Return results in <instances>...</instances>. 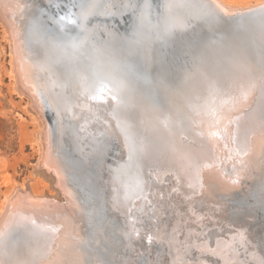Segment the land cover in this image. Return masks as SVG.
I'll list each match as a JSON object with an SVG mask.
<instances>
[{
    "label": "rangeland",
    "instance_id": "374dc122",
    "mask_svg": "<svg viewBox=\"0 0 264 264\" xmlns=\"http://www.w3.org/2000/svg\"><path fill=\"white\" fill-rule=\"evenodd\" d=\"M223 1L232 7L235 6L234 8L245 9L264 0ZM28 2L31 3L33 10L31 15L25 18V44L29 46L28 50L47 57L46 65L44 64L46 71L44 66L43 68L39 66V69L41 68L46 75L52 73L51 79L54 81L47 86L45 102L49 110L54 112L52 114L55 116L58 114L60 119L57 123L53 115H48L47 118L44 113L47 119L44 124L49 125L53 137L58 138L55 139L57 148L62 152L60 155L66 164L69 182L73 185L72 188L82 208L83 228L80 231L84 235V251L88 263L129 264L133 260L134 264H170V256L174 250L167 248L168 246L163 243L166 241L164 238V240L159 238L161 239L159 242L167 246L166 248L155 241L151 232L149 241L146 234L141 237L142 240L137 237L139 240L137 243H131L126 238L128 232L124 231L125 226L120 218L129 210L130 215L131 209L118 211L110 206L109 192H113L114 188L108 185V169L116 160L120 159L123 164L126 163L121 172L119 169L110 176L128 189L126 192L128 200L125 203L129 202L128 205H131L135 202L134 199L137 200L135 197L137 194L135 192L138 191L135 189L137 184H143L141 174L160 169L161 175L163 170L161 168H170L172 165L171 155L164 147V137L151 136L150 130L144 128L140 122L139 115L148 113L158 115L157 119L160 123L163 120L161 124L165 123L162 126L168 132L171 126L179 121V124L186 125L187 129L191 113L206 108L208 102L215 99L214 95H226L234 87L237 89L234 84L238 81L241 84L244 80L248 81L252 74V78L255 77L262 83L264 19L260 17L252 21H223L220 18H211L199 8L197 0H28ZM11 55V41L0 21V219L7 213L6 208L11 207L18 191L23 190L29 195L41 197L45 196L41 193L47 191L49 186V183L35 172L40 150L34 135L39 124L34 110L30 107L32 101L17 86L12 72ZM23 55L29 57L31 54L25 51ZM245 66L251 68L249 69L251 72ZM243 67L246 69L241 71ZM113 68L115 69L112 71ZM106 70L110 78L105 73ZM244 72H247V78ZM241 73H244V78ZM235 78L239 80L236 81ZM80 80L83 86L79 84ZM87 83L93 84L94 88ZM103 85L106 88L109 86L107 90L118 91L123 100L128 97L126 100L129 104L125 100L121 102V106L124 105L122 112L127 116L125 125L128 127L126 130L128 135L125 139L127 145L130 143L129 148L131 147L132 151L129 152H133L129 160L125 155L121 157L125 140H122L117 130V137L108 135L104 126L95 120L86 116L85 119L82 117L84 122L72 115V109L76 110L75 106L82 98L78 94L80 92H77L79 89L85 90L83 93H91L97 92ZM74 94H77V97ZM263 98L264 96L259 100L260 103L262 101L264 103ZM63 102H67L68 105ZM139 106L140 109H137ZM145 109H148L147 112ZM260 110V114L263 113V110ZM134 111L137 113H133ZM165 111L167 116L164 114ZM66 112L70 113V117ZM260 117L263 119L261 115ZM84 123H88V126H84ZM43 128L44 126L41 131ZM154 151L159 153L158 161L151 159ZM262 155L264 156V153ZM263 156L258 168L246 166L243 172L246 175L241 177L243 180L239 181L241 186L237 187L238 189L217 194L214 201H220L221 205L217 204L219 209H226L227 213L224 211L226 222L224 221L218 229L213 227L207 231L212 239L217 238V235H226L224 239H227L228 232L233 233L232 229L244 228L245 235L250 240L246 246L241 247L242 256L249 264H264ZM167 173V176L173 175L172 180L176 179L172 171ZM152 175L155 179L154 174ZM28 185L32 186L31 189L27 187ZM128 192L132 193V197ZM7 202L9 206L6 205ZM215 205L210 206L216 208ZM147 211L148 209L143 213L148 218L145 220L148 221L146 228L149 231L153 219L148 216ZM10 227L8 224L0 232L1 260L13 263L14 260L28 262L29 258L34 259V244L29 242L34 238L17 231L15 227ZM189 258L191 260V257ZM212 259L209 256L207 259L205 257L208 262ZM192 262L193 260L188 264Z\"/></svg>",
    "mask_w": 264,
    "mask_h": 264
},
{
    "label": "bare ground",
    "instance_id": "6f19581e",
    "mask_svg": "<svg viewBox=\"0 0 264 264\" xmlns=\"http://www.w3.org/2000/svg\"><path fill=\"white\" fill-rule=\"evenodd\" d=\"M208 1L221 15L229 18L242 14L264 12V1L260 3L257 2L256 5L252 4L253 6L245 9L234 8V5V7H232L223 0ZM27 2L28 0H0V21L4 25L7 37H9L11 41V56H13L11 57L13 58L12 72L14 73L17 86L26 93L32 101L30 107L34 110L33 112L36 114L35 117L39 124L38 130L35 132L36 136L34 135V140L37 142L36 145L39 146L37 147L40 150L35 172L36 175H39L49 183V186L47 191L41 193L45 196H32L20 190L16 193L14 200H12L11 207L7 202L8 204L6 205L9 206V208H6L7 213H4L5 215L0 219V232L9 224L11 226L10 228L15 227L17 231L19 230L30 235L34 238L33 240H29V242L34 244L35 254L34 259L29 258L28 262L14 260L13 263H10L2 261L0 258V264H91L87 261L88 259L84 251V235L83 232L80 231L83 228L82 208L72 188L73 185L69 182V173H67L66 164L63 162L64 159L60 155L62 152H59L60 150L57 148V140H55L57 137L54 138L51 132L52 130L48 127L49 125L45 126L44 124V121L47 122L45 116L48 118V115L52 116V113H54L49 110L45 102V96H47L48 92L47 86L54 80L51 79L52 73H49V69L47 71V73H49L48 75H46L41 68L39 69V66H42V68L44 66L45 70V62H47L45 58L47 57L39 55L36 51L33 52V50H28L29 46L25 44V18L31 15L33 10L31 3ZM25 51L30 52L31 55L25 57L23 55ZM245 67L247 68L248 66ZM246 68L243 67L242 70H240L243 71V69ZM114 69L115 68H113L112 71ZM249 69L251 68L248 67L247 70L249 71ZM101 71L104 72V70ZM107 71L108 70H106L105 73H107ZM244 73L245 75L247 74V72ZM244 73H241L243 78ZM252 76L253 74L251 78H248V81L244 80L242 84L239 81L236 82L239 79L236 80L235 78L236 81H234L237 84L235 83L234 85L237 86V89H235L233 85L234 89L230 90L229 88L230 91L226 95H214V101L208 102L209 104L206 108H203L204 110L200 108L194 113L192 112L193 114L191 113V120L188 121L187 129H185L186 125L181 126L179 121L176 122L175 125L173 124L174 126H171V128L169 127L170 129L168 132L166 128L162 126L165 123L161 124L163 120L161 119L162 121L160 123L159 119H157L159 118L157 117L158 115L153 113L139 115L140 122L143 124L144 128L150 130L151 136L164 137V147L171 155L172 165L170 168H161L163 169L161 170V175H159L160 169L156 171L154 169L155 167L152 168L154 170L151 169L154 173L147 170L149 173L144 172L141 174V183L143 182V184H137L138 188L137 186L135 188L138 190L135 192L137 193L135 194L137 200L134 199L135 202L132 201L133 203L128 205L129 202L125 203L126 200H128L126 199V192L128 189L126 190V188L122 187L118 181H114L110 176L119 169V172H121L126 163L123 164L122 160L119 161L120 159L115 162L111 160L112 164L108 169V185L114 188V190L113 192H109L110 206L113 209H118V211L122 209L125 211L131 209L130 215L129 210L120 218L125 226L124 231H126V233L128 232L126 238H128L131 243H137V241H139L138 238L140 237L141 239L145 234L148 235L147 241H149L151 237L149 234L151 232L155 241L161 244L163 248L168 246L167 248L171 249V251L172 249L174 250L173 254L170 256V264H188L191 260H193L192 264H209L210 262H214V264H249V261L245 260L242 256L243 249L241 247L243 245L246 246L247 242L250 240V238L245 235L246 232H244V228L237 230L232 229L233 233L231 231L228 232L229 235H227V239H224L226 235H217V238L212 239L209 233L207 234V231L213 229V227H217L215 229H218L222 226L224 221L226 222L224 219L226 217L224 211L227 213L226 209H219L218 205H221L219 203L220 201H214L217 199H215V197L218 196L217 194L238 189L239 186H241L239 185V181L245 174L243 172L246 166H251L253 169H256L259 167V163L262 160L261 157L264 153V118L261 119L260 117L259 110L261 109V103L259 100L264 96V81L260 83L257 78H252ZM247 77L246 75V78ZM87 78H89V76ZM75 80L78 81L77 78H75ZM93 80H95V77ZM81 83L80 80L79 84ZM90 85L93 87V84ZM105 86L102 92L100 89L98 91L95 90L97 92H91L94 90V87L92 88L93 90L89 91L91 93H83L86 88L82 87L85 90L82 88L79 89L77 92H80L78 94L82 98L78 100L75 106L76 110L72 109V115L77 118L79 117L80 120L82 117L85 119L86 116L95 120L98 124L104 126L108 135H115L117 137V130L122 140H125L124 148L121 147L123 149L121 157L125 155L129 160L133 152H129V150H131V147L129 148L130 143L127 145L125 139L126 135H128L126 132L128 127L125 125L127 116L122 112V107L124 105L121 106V102H125L128 97L125 96V98H127L123 100L118 91L115 89L107 90L109 86L108 88ZM74 105L72 104V106ZM183 106L185 107V104ZM132 108H134V106ZM155 108H157V106ZM137 109H140V106L139 108L137 107ZM145 110L147 112L148 109ZM133 113H135V111ZM164 114L166 115V111ZM68 115L70 117V113ZM54 117L58 123L60 119L59 115H53V119ZM133 118L135 120V117ZM98 119H102L103 122L102 120L98 121ZM42 126H44L43 131H41ZM166 126L168 125L166 124ZM164 129L167 132L164 131ZM116 139L120 141L119 138ZM243 153H245V158H242L244 156L241 157ZM171 171L176 177L175 180H172L173 175L172 177L167 176V174H169L167 172ZM152 174H154L155 179L152 178ZM113 178L115 177L113 176ZM27 187L31 189L32 186L28 185ZM173 190L174 192H172ZM128 193L130 194V192ZM62 201L65 203L62 204ZM125 204H127V206ZM212 204H216V208L211 207ZM146 209H148V216L150 215L151 219H153L151 220L149 231L146 228V223L148 224V221L146 222L145 218H147V216L145 217L143 213ZM168 229L169 233L167 234ZM159 238L166 240V243L163 241V243L167 245L166 247L163 243H160L161 239ZM147 244L149 245V243ZM169 249H167L168 253ZM207 256L211 259L213 258L212 261L208 262L205 260ZM189 257H191V260ZM93 259L92 261L94 263L95 258ZM131 261V264H134L133 260Z\"/></svg>",
    "mask_w": 264,
    "mask_h": 264
},
{
    "label": "water",
    "instance_id": "95a60500",
    "mask_svg": "<svg viewBox=\"0 0 264 264\" xmlns=\"http://www.w3.org/2000/svg\"><path fill=\"white\" fill-rule=\"evenodd\" d=\"M198 2V6L200 9H203V11L205 12V14L211 16V18L216 17V18H220L223 21H235V20H246V21H252V20H256L260 17H262L261 19H264V12L262 13H253V14H242V15H238L236 17H224L223 15H221L215 8L214 6L208 1V0H197ZM261 109L263 110V113L261 112V116L264 118V103L262 101L261 103ZM261 111V110H260ZM137 152V150H136ZM157 151H154V153L151 155V159L158 161L159 160V153H156ZM264 176L262 177V181L264 182Z\"/></svg>",
    "mask_w": 264,
    "mask_h": 264
},
{
    "label": "snow or ice",
    "instance_id": "6c2138e0",
    "mask_svg": "<svg viewBox=\"0 0 264 264\" xmlns=\"http://www.w3.org/2000/svg\"><path fill=\"white\" fill-rule=\"evenodd\" d=\"M100 91H101V92L103 91V87L100 88Z\"/></svg>",
    "mask_w": 264,
    "mask_h": 264
}]
</instances>
